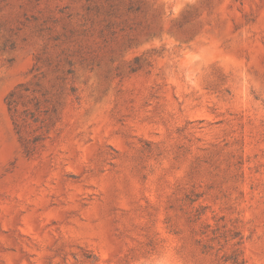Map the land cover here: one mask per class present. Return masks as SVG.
<instances>
[{
	"label": "rangeland",
	"instance_id": "374dc122",
	"mask_svg": "<svg viewBox=\"0 0 264 264\" xmlns=\"http://www.w3.org/2000/svg\"><path fill=\"white\" fill-rule=\"evenodd\" d=\"M233 250L264 264V0H0V264Z\"/></svg>",
	"mask_w": 264,
	"mask_h": 264
},
{
	"label": "trees",
	"instance_id": "16d2710c",
	"mask_svg": "<svg viewBox=\"0 0 264 264\" xmlns=\"http://www.w3.org/2000/svg\"><path fill=\"white\" fill-rule=\"evenodd\" d=\"M129 11H135V12H139L141 10L140 6L139 5H130L129 8H128ZM135 64H138V60H135ZM137 68H130V71L131 72H134L136 71ZM6 103H7V106H8V109L9 110H12L14 109L15 110V107L17 106L14 98H13V94H10L7 99H6ZM229 261L231 262V264H244L243 261H239L238 260V254H237V250H233L232 251V254L229 258Z\"/></svg>",
	"mask_w": 264,
	"mask_h": 264
}]
</instances>
